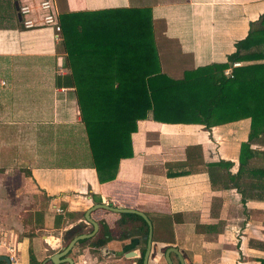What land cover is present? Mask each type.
Returning a JSON list of instances; mask_svg holds the SVG:
<instances>
[{"label": "crops", "instance_id": "0c3cea01", "mask_svg": "<svg viewBox=\"0 0 264 264\" xmlns=\"http://www.w3.org/2000/svg\"><path fill=\"white\" fill-rule=\"evenodd\" d=\"M6 2L0 0V164L24 163L19 168L26 186L47 201L48 219L34 220L49 234L42 238L58 245L60 232L83 225L88 208L109 204L154 218L146 264H167L168 248L176 249L184 264H258L264 259V191L258 174L264 166L257 165L264 162V134L248 141L258 125L241 118L205 126L200 121L203 100L189 108L188 124L174 116L165 121L170 123L157 122L148 114L130 134L131 156L120 159L113 180L98 183L72 77V69L80 73L86 66L82 43L93 44L94 26L116 16L113 11L123 12L121 17L125 10L148 11L160 74L177 82L185 72L224 64L264 13V0H54L59 40L49 28H14L10 20L19 21ZM218 51L222 61L215 58ZM229 67L213 73V84L227 78ZM214 93L210 86L205 94ZM242 101L236 98L232 112L245 113ZM227 107L220 104L217 113L227 115ZM84 152L88 158L81 161ZM182 165L187 174L166 176V169ZM120 215L101 209L89 215L97 232L73 249L76 264H136L145 249L142 227L119 223ZM100 224L109 240L96 248L92 242ZM88 230L85 226L84 234ZM23 251L20 263L27 264ZM168 257L178 264L175 254Z\"/></svg>", "mask_w": 264, "mask_h": 264}, {"label": "trees", "instance_id": "16d2710c", "mask_svg": "<svg viewBox=\"0 0 264 264\" xmlns=\"http://www.w3.org/2000/svg\"><path fill=\"white\" fill-rule=\"evenodd\" d=\"M120 13L123 12L113 11L114 19L98 21L94 26L97 28L95 41L88 45L83 42L84 48L80 49L85 56V68L80 69V73L76 68L74 72L72 69L76 104L98 183L113 180L120 159L131 156L130 134L136 129V121L146 119L148 114L153 121L170 123L165 121L174 116L188 124L189 108L196 104L200 106V100H203L206 109L200 121L205 126H210L211 120L221 124L249 118L250 126L258 125L259 128L256 134L250 131L248 141L253 135L264 134V63L234 68L231 78L213 84V73H221L227 63L264 60V13L254 27L250 24L246 36L234 44V51L226 56L224 64L185 72L183 79L177 82L160 74L148 11L125 10L122 17ZM75 43L77 41L74 46ZM210 86L215 90L212 97L205 94ZM237 97L243 100V114L232 112ZM220 104L228 105L230 112L227 115L217 113ZM247 149V143L240 147V165L245 163ZM184 167L166 169V176L185 175L188 168ZM258 174L262 183L260 189L264 191V169ZM123 220L130 227L135 223L142 227L145 244V222L134 214H121L119 223ZM108 240V230L105 224H100L92 244L97 248ZM143 252L144 248L136 264H141ZM257 261L264 264V259ZM29 262L36 264L31 255Z\"/></svg>", "mask_w": 264, "mask_h": 264}, {"label": "rangeland", "instance_id": "374dc122", "mask_svg": "<svg viewBox=\"0 0 264 264\" xmlns=\"http://www.w3.org/2000/svg\"><path fill=\"white\" fill-rule=\"evenodd\" d=\"M7 5L10 6L8 10L10 12L13 10L14 12L9 0ZM10 24L16 29L23 30L21 25L16 23L15 19L10 20ZM218 53L219 51L215 53V58L222 61L223 58L220 59L218 57L220 54L218 55ZM87 156L84 152L83 155L80 154L79 159L86 161ZM63 163L67 164L70 161L67 160ZM23 165L25 164L21 162H5L4 164H0V167L5 168V171L0 170V255H13L14 261L12 264H21L20 257L24 255L25 251L23 250L26 248L27 236H32V232L39 228L38 225L40 222L36 223L34 220L41 217L42 223L43 218L45 220L49 217L47 214L49 212L47 201L44 197L37 195L32 189L26 186L23 177L25 173L19 168ZM257 165L264 166V162L259 161ZM147 217L149 222L150 220L154 221V218ZM37 235L49 236L47 232L43 231L38 232ZM5 248L10 250L13 248L14 251L8 252ZM46 254L48 253L42 252L37 248V258L40 259ZM85 261L87 260L85 259ZM78 263L83 264L81 261H78Z\"/></svg>", "mask_w": 264, "mask_h": 264}, {"label": "flooded vegetation", "instance_id": "af4514ba", "mask_svg": "<svg viewBox=\"0 0 264 264\" xmlns=\"http://www.w3.org/2000/svg\"><path fill=\"white\" fill-rule=\"evenodd\" d=\"M85 226H90V225L85 223L84 216H83V225L78 224L77 226H74L70 229L63 230L62 233L60 232V235L58 236L59 244L56 246L48 243L45 238H42L41 235H37L38 232H40V231L46 232L47 230L40 229L41 227L35 229L32 232L33 233L32 236H27V243H26L27 260H28L27 264H30L29 255H31L34 258V261L36 262V264H69L66 261V259H68L71 264H76V257L77 256H75V252L73 253V249L82 240L74 243V245L67 251L66 254L61 255V253L65 250V248L67 247V245L69 244V242L73 238L84 234L83 229ZM92 230H93V228H92V226H90V230L86 231V234L91 233ZM40 246H41V248H40ZM37 248H39V250H41L42 252H45L48 254L44 255L40 259L37 258ZM49 251H51V252L49 253ZM177 260H178V258H177ZM8 262H9V264H12L9 261L7 256L0 255V264H8ZM178 264H180L179 261H178Z\"/></svg>", "mask_w": 264, "mask_h": 264}, {"label": "built area", "instance_id": "2783aa9c", "mask_svg": "<svg viewBox=\"0 0 264 264\" xmlns=\"http://www.w3.org/2000/svg\"><path fill=\"white\" fill-rule=\"evenodd\" d=\"M16 4V15L19 24L23 30H34L38 28H49L53 32L55 40H59L60 26L57 20L54 0H12ZM240 66V63H232L228 70L224 71V76L231 78L232 69ZM56 214H60L61 210L55 206L52 207ZM2 247V246H1ZM4 247V246H3ZM13 252V248L6 249ZM9 261H14L13 255H7Z\"/></svg>", "mask_w": 264, "mask_h": 264}, {"label": "water", "instance_id": "95a60500", "mask_svg": "<svg viewBox=\"0 0 264 264\" xmlns=\"http://www.w3.org/2000/svg\"><path fill=\"white\" fill-rule=\"evenodd\" d=\"M13 5H14V10L16 11V4L13 3ZM17 18H18V16H17ZM18 21H19V19H18ZM99 209L105 210V211H109V212H112V213H115V214H134V215L140 217L145 222V224L147 226V237H146L145 249H144V252H143V255H142V258H141V264H146L147 258H148L149 252H150V244H151V224L148 221L147 217L143 213H141L139 211L132 210V209H123V208H118V207H112L109 204H93L90 208H88L84 212V215H83L84 216V221H85L86 224L92 226V228H93L92 232L89 233V234H82V235H79V236L73 238L69 242V244L67 245L65 250L61 253V255L66 254L67 251L77 241L89 239V238H91L94 235V233L97 231V224L90 218L89 215L92 212H94L95 210H99ZM169 253L175 254L177 256V258H178L179 263L180 264H184L183 259L180 256L179 252L176 249H174V248H168L164 252V259H165L167 264H171V262L169 260V257H168ZM131 254H132V252H129V253L125 254V257H127V256H129ZM66 261L69 264H71L68 259H66ZM8 264H9V262H8Z\"/></svg>", "mask_w": 264, "mask_h": 264}, {"label": "bare ground", "instance_id": "6f19581e", "mask_svg": "<svg viewBox=\"0 0 264 264\" xmlns=\"http://www.w3.org/2000/svg\"><path fill=\"white\" fill-rule=\"evenodd\" d=\"M133 254V253H132Z\"/></svg>", "mask_w": 264, "mask_h": 264}]
</instances>
